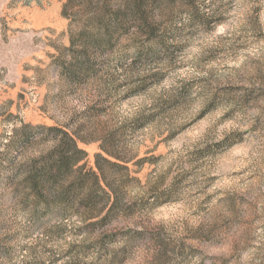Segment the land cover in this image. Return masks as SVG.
Segmentation results:
<instances>
[{"label": "rangeland", "instance_id": "1", "mask_svg": "<svg viewBox=\"0 0 264 264\" xmlns=\"http://www.w3.org/2000/svg\"><path fill=\"white\" fill-rule=\"evenodd\" d=\"M132 3L0 0V264H264V0Z\"/></svg>", "mask_w": 264, "mask_h": 264}, {"label": "trees", "instance_id": "2", "mask_svg": "<svg viewBox=\"0 0 264 264\" xmlns=\"http://www.w3.org/2000/svg\"><path fill=\"white\" fill-rule=\"evenodd\" d=\"M141 1L142 0H133V3H132V5H134V6H139L140 4H141ZM157 3V0H154V4H156ZM137 10H135L134 11V16H139L140 18H138V20H139V22H143L145 19V17H143V13L141 14V13H139V12H136ZM113 19H117L118 20V18H119V13L118 12H116L115 14H113L112 16H111ZM54 128V127H53ZM64 134H65V138L67 139V141H69V143H70V146L73 148V150H75L77 153H82L83 152V150H81V149H79L78 148V146H77V143H76V140L74 139V137L73 136H71L68 132H64ZM78 162H79V160L78 159H75V160H73L72 158L70 159V162L68 163L69 164V167L70 168H73L75 165H77L78 164ZM80 167V169H83L84 168V165H81V166H79Z\"/></svg>", "mask_w": 264, "mask_h": 264}]
</instances>
